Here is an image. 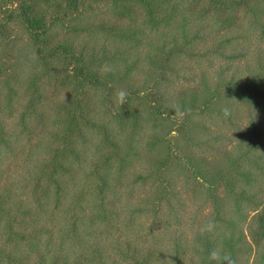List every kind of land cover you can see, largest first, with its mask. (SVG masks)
<instances>
[{"label": "trees", "instance_id": "1", "mask_svg": "<svg viewBox=\"0 0 264 264\" xmlns=\"http://www.w3.org/2000/svg\"><path fill=\"white\" fill-rule=\"evenodd\" d=\"M263 158L264 0H0V264H264Z\"/></svg>", "mask_w": 264, "mask_h": 264}, {"label": "rangeland", "instance_id": "2", "mask_svg": "<svg viewBox=\"0 0 264 264\" xmlns=\"http://www.w3.org/2000/svg\"><path fill=\"white\" fill-rule=\"evenodd\" d=\"M11 5L13 6L14 4L13 3H11ZM214 38V40H211V47H212V49H215V46L218 44V38H217V36H214L213 37ZM236 42H231L230 43V46L227 48L228 50H229V52H231L232 50H233V48L235 47V48H238L239 50H240V48H246V45L245 44H238V46H233L234 44H235ZM207 50V47H202V49L199 51V52H204V51H206ZM216 50V49H215ZM208 56V55H207ZM228 57V56H227ZM244 61L245 60V57H243V58H240V57H238V62H240V61ZM225 62H228V59H223L222 57H219V56H217V55H215L214 56V58H213V61H212V63H207V64H204V66L206 65V66H208V67H210V68H213V69H215V68H217L218 66H224L225 65ZM203 67V66H202ZM197 68H200V66H197ZM70 68L68 67V70H67V72L69 73L70 72ZM184 72V68L182 69V71H181V74ZM174 81V80H173ZM174 82H178V83H180L179 81H177V80H175ZM178 83H173V85H172V87H173V91H176L177 92V90H178ZM114 101L116 100V97L113 99ZM235 111H236V113H237V115H236V119L237 120H239L240 122H243V127H244V129L246 128V126H247V122L246 121H244V118H245V116H246V109L244 108V107H242V106H240V108H235ZM181 117V114L180 113H178L177 114V120L179 119ZM105 118V116H103L102 117V120ZM216 124H218V123H215L214 124V126H216ZM219 126H221V124L219 125ZM218 126V127H219ZM234 139V138H233ZM234 141V140H233ZM41 146H46V143H45V141H43V143L41 144ZM231 147H232V145H231ZM225 148H226V146H225ZM38 155H43V153H44V149H41V148H38V150H37V152H36ZM263 161H264V158H263Z\"/></svg>", "mask_w": 264, "mask_h": 264}, {"label": "clouds", "instance_id": "3", "mask_svg": "<svg viewBox=\"0 0 264 264\" xmlns=\"http://www.w3.org/2000/svg\"><path fill=\"white\" fill-rule=\"evenodd\" d=\"M116 95H117V102L122 106L126 101L127 93L124 90H121Z\"/></svg>", "mask_w": 264, "mask_h": 264}]
</instances>
